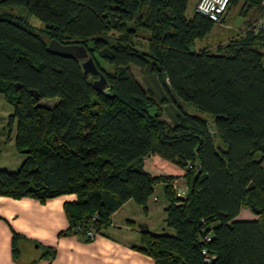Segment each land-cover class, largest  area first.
<instances>
[{"label": "trees", "instance_id": "trees-1", "mask_svg": "<svg viewBox=\"0 0 264 264\" xmlns=\"http://www.w3.org/2000/svg\"><path fill=\"white\" fill-rule=\"evenodd\" d=\"M189 1L0 0L44 25L0 14V94L25 154L17 171L0 169V196L75 195L59 235L91 240L126 202L146 206L161 183L174 233L144 230L134 248L155 264H264V28L249 24L215 52L193 51L216 23L187 17ZM260 2L231 0L228 11ZM53 39L85 46L106 89L84 75L82 60L50 53ZM133 67L161 86L160 103ZM160 104H170L173 124ZM242 209L255 218L239 219ZM21 238L13 233L15 257Z\"/></svg>", "mask_w": 264, "mask_h": 264}, {"label": "crops", "instance_id": "crops-1", "mask_svg": "<svg viewBox=\"0 0 264 264\" xmlns=\"http://www.w3.org/2000/svg\"><path fill=\"white\" fill-rule=\"evenodd\" d=\"M191 1L194 14L199 0ZM256 10L255 19L238 29L239 32L259 19L262 9ZM225 19L220 25H225ZM75 198V195H64L41 203L30 197L14 199L0 196V264H155L151 257L134 248L143 245L142 231L153 232L149 225L138 226L131 218L116 219L119 211L131 200L112 215L111 225L104 229L103 234H97L91 240L79 235L60 236L69 227L64 203ZM167 205L165 201L164 210ZM238 218L253 219L255 216L249 209H242ZM14 232L22 237L18 244V257L13 253ZM163 232L174 233L165 229Z\"/></svg>", "mask_w": 264, "mask_h": 264}, {"label": "rangeland", "instance_id": "rangeland-1", "mask_svg": "<svg viewBox=\"0 0 264 264\" xmlns=\"http://www.w3.org/2000/svg\"><path fill=\"white\" fill-rule=\"evenodd\" d=\"M248 8L249 7L244 8L242 3L233 6L225 16V25L216 24L210 34L203 39L196 40L192 50L198 51L203 48H208L215 52L216 45L228 41L239 32L238 29L244 28L249 22L255 19L258 10L254 8L248 11ZM193 11L194 5L193 1H191L188 4L187 17L191 18L193 16ZM0 14L21 16L35 28L44 29V25L40 20L23 6L0 5ZM45 38L48 39L47 34H45ZM133 71L143 87L149 91L158 103H160L162 96L161 86L155 83L152 78L143 76L138 68L133 67ZM57 101L58 99H43L41 103L50 105ZM160 108L162 109L163 120L173 124V109L170 107V104H160ZM187 109L194 111L189 106ZM13 111V106L6 102L4 95L0 94V169L17 171L25 159V154L20 153L15 146L16 124H9V116ZM151 111L155 112L156 109L151 108ZM176 185L180 188L181 192L187 191L184 179L179 180ZM167 191H169V189ZM165 198L167 199L166 188L160 183L155 187L154 194L148 199L146 206L131 200L119 211L116 219L122 221L125 218H131L135 220L138 226L148 224L149 229H152L154 233H163V229L171 231L164 222L166 217V212L163 209V204L166 201ZM155 201L158 203H155ZM250 216L253 217L252 215Z\"/></svg>", "mask_w": 264, "mask_h": 264}, {"label": "water", "instance_id": "water-1", "mask_svg": "<svg viewBox=\"0 0 264 264\" xmlns=\"http://www.w3.org/2000/svg\"><path fill=\"white\" fill-rule=\"evenodd\" d=\"M47 49L50 53L66 57V58H75L82 60V68L84 75L88 76H97L99 77L94 81V86L97 90L103 91L107 87V81L101 71L97 68L92 57L89 56V53L85 46L83 45H65L59 41L53 39L48 45ZM17 88H20V85H16ZM29 150L24 151L28 153Z\"/></svg>", "mask_w": 264, "mask_h": 264}, {"label": "built area", "instance_id": "built-area-1", "mask_svg": "<svg viewBox=\"0 0 264 264\" xmlns=\"http://www.w3.org/2000/svg\"><path fill=\"white\" fill-rule=\"evenodd\" d=\"M231 0H199L196 7V12L208 17L211 21L216 24H221L227 14L229 3ZM260 7L262 14L255 23L257 29L264 28V0H261ZM178 180H174L171 183L174 186V190L177 193V197L184 198L186 192H181L180 188L177 187ZM96 234L93 231L87 233V237L93 239ZM209 240V239H208ZM206 254V251H203ZM208 260V259H206Z\"/></svg>", "mask_w": 264, "mask_h": 264}]
</instances>
